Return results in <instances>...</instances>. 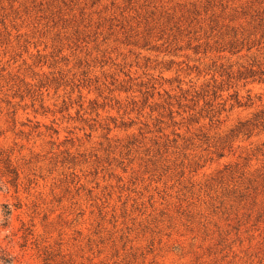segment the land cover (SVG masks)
Returning <instances> with one entry per match:
<instances>
[{"label": "rangeland", "instance_id": "1", "mask_svg": "<svg viewBox=\"0 0 264 264\" xmlns=\"http://www.w3.org/2000/svg\"><path fill=\"white\" fill-rule=\"evenodd\" d=\"M262 72L264 0H0V264H264Z\"/></svg>", "mask_w": 264, "mask_h": 264}, {"label": "trees", "instance_id": "2", "mask_svg": "<svg viewBox=\"0 0 264 264\" xmlns=\"http://www.w3.org/2000/svg\"><path fill=\"white\" fill-rule=\"evenodd\" d=\"M251 72V74L250 75H254V72H253V70H251L250 71ZM261 80H264V73L262 72V76H261V78H260ZM263 111H264V109H262ZM258 115H259V113H258ZM242 124H245L244 122L242 123Z\"/></svg>", "mask_w": 264, "mask_h": 264}]
</instances>
